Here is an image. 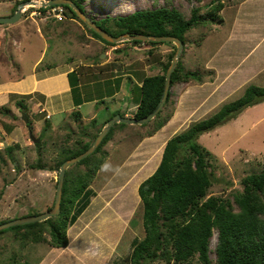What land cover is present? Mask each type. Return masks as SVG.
<instances>
[{"label": "rangeland", "instance_id": "rangeland-1", "mask_svg": "<svg viewBox=\"0 0 264 264\" xmlns=\"http://www.w3.org/2000/svg\"><path fill=\"white\" fill-rule=\"evenodd\" d=\"M20 1L22 0H0V17L10 16L14 5ZM210 1L83 0L82 7L94 22L164 6L173 7L188 18L192 7H199L201 12H205ZM242 1L244 0H223L225 7L219 14L221 24L207 23L188 33L187 45L180 56L181 64L185 70H198L203 75L204 82L177 84L170 88V101L165 107L164 115L170 114L171 118L161 129L147 136L153 129L151 124L114 128L110 140L104 146L108 157L88 189L91 196L87 199V207L74 225L67 229V246L60 249L61 252H52L47 244L50 239L47 232L44 233L46 242H22L18 230L8 228L0 232V264H127L128 255L143 236L137 184L156 170L167 141L191 123L210 117L222 105L239 98L249 84L264 87V73L261 77L248 81L243 87L230 91L222 99H205L207 95L197 87L206 82H215L214 72L209 74L213 70L204 68L207 64L205 61L226 40L231 19ZM26 13L14 24L0 25V29L13 27L0 39V81L7 74L18 77L32 71L42 52L39 67L62 66L64 62H69L73 68L79 67L75 80L77 84H82L80 91L84 93L88 89L86 84L90 82L101 84L108 78L113 80L120 77L121 90L117 97L107 99V96L100 93L97 96H103L98 101L103 102L96 106L87 104L81 110L85 118L94 114L101 123L114 113L133 118L139 99L137 84L143 78L161 72L160 64L167 61V54L174 46L162 44L152 49L135 42L110 46L93 38L99 43L95 45L85 39V34L90 36V33L77 21V25H73L69 20L55 22L39 17L30 19L27 17L28 11ZM259 15L264 17V8L257 14ZM200 33H205L207 37L197 46L193 41ZM150 49L152 55L147 54ZM110 57L113 67L109 63L98 66ZM92 63L95 67L89 72L85 71ZM5 66L8 70L4 69ZM78 75L81 77L78 78ZM227 89L229 88L222 93ZM125 94L128 95L127 99ZM35 99L37 100L36 95L34 101ZM179 100L187 102L189 106L186 110H192L194 114L182 117L181 120L176 117L169 125ZM31 106L32 104L26 106L25 111H20L14 100L0 106V149L15 144L19 146L14 152L15 162H7L0 175V222L46 213L47 206L51 207L54 202L58 172L36 170L30 166L38 159L52 165L61 147L71 146L83 131L94 132L88 120L77 123L70 114L63 116L56 113L48 119L53 128L50 126V130L45 131L43 128L48 125L45 114L38 109L32 111ZM6 109L9 114L4 112ZM184 109L182 106L181 110ZM25 113L32 122V132L22 119V114ZM30 134L38 142L42 138L39 149L30 139ZM67 135H70L69 139ZM84 140L87 141L88 137ZM197 142L215 158L214 164H211L214 167L208 196H228L240 192L241 180L245 176L264 170V100L244 107L234 118L201 134ZM104 189L107 191L98 195ZM90 220H93L92 225L88 224ZM75 224L77 227L73 235H78L79 239L70 243L69 229ZM216 241L217 234L214 232L210 239L209 253L213 264ZM21 243L25 245L22 246ZM189 264L200 263L194 258Z\"/></svg>", "mask_w": 264, "mask_h": 264}, {"label": "trees", "instance_id": "trees-1", "mask_svg": "<svg viewBox=\"0 0 264 264\" xmlns=\"http://www.w3.org/2000/svg\"><path fill=\"white\" fill-rule=\"evenodd\" d=\"M25 1L27 0L17 2L11 15L16 7ZM71 1L85 12L82 7L83 0ZM186 1L200 3L202 0ZM224 7L223 0H211L205 12H201L199 7H192L190 16L186 18L173 7L164 6L152 10L135 11L126 16L105 18L96 21L95 24L114 37L123 34L169 36L179 39L185 47L187 35L193 29L204 27L207 23L217 25L222 23L219 14ZM63 8L65 20L79 22L88 30L92 38L105 42L106 45L115 46L91 31L67 6ZM52 21L57 22L54 19ZM206 37L205 33H200L193 43L200 46ZM135 44H143L152 49L162 44L173 46L171 43L135 42ZM174 52L175 47L173 46L171 52L167 54V61L160 64V73L145 77L141 81L138 86L137 109L133 118L142 119L155 109L162 94L165 72ZM152 53L151 49L147 52L149 55ZM212 73L213 71H209V74ZM75 74H78V71L68 74L73 93L78 85L76 80L73 81ZM120 81V78H116L118 86ZM190 82L203 83V75L198 70H185L179 59L171 75L170 88L177 84ZM170 96L169 92L162 110L151 121L143 125L151 124L153 127L147 136L153 135L171 118L170 114L164 115ZM263 100L264 87L249 84L239 98L222 105L210 117L191 123L167 141L158 167L137 188L143 236L135 243L128 255L127 264L156 262L189 264L194 258H197L200 264H213L209 253L210 239L214 232L217 234L216 245L213 249L214 264H264V170L245 176L241 180L242 190L240 192L228 196H208L212 186V168L214 167L212 165L215 158L211 152L197 142L201 134L210 131L229 118H234L244 107ZM23 102L22 99L14 101L20 111H25L27 108ZM8 111L6 109L4 112L9 114ZM69 114L70 117H74L75 122L82 121L79 111H72ZM114 115L116 113L112 114V117ZM26 117L28 120L26 126L32 132V122L27 115ZM46 121L48 125L43 128L45 131L51 128L47 119ZM105 123L96 127V120L92 119L89 126L94 129V132L83 131L71 146L61 147L52 165H47L38 159L30 167L36 170L58 172L64 161L82 154L89 148ZM125 126L128 125H113L91 155L66 170L60 210L56 216L39 223L14 227L18 230L22 242H46L44 233L47 232L50 237L47 244L50 248L61 249L67 246V229L76 222L87 207V199L91 196L88 189L108 157L104 146L110 140L114 128ZM69 136L67 135V139ZM85 137H88L87 141L84 140ZM41 143L42 138L35 144L37 149L40 148ZM18 148L19 146L15 144L0 149V175L7 162H15L14 152ZM82 199L85 201L82 202ZM52 207L53 204L47 211H50ZM7 221H1L0 224ZM92 222L93 220H90L88 224L92 225ZM76 227L77 225L69 229L70 243L79 239L78 235H73ZM21 245L25 244L21 243Z\"/></svg>", "mask_w": 264, "mask_h": 264}, {"label": "crops", "instance_id": "crops-1", "mask_svg": "<svg viewBox=\"0 0 264 264\" xmlns=\"http://www.w3.org/2000/svg\"><path fill=\"white\" fill-rule=\"evenodd\" d=\"M263 8L264 0H244L238 5L235 15L231 19V26L226 40L205 61L207 64H205L204 68L213 70L215 76L214 83L206 82L203 85H197L198 89L202 90L204 95H207L205 99L211 98V100H215L216 97L217 99H222L230 91L243 87L248 81L259 78L264 73V17L261 15L257 16ZM69 21L73 25H77L75 20ZM40 27L43 29L42 24ZM10 28L13 27L0 29V39L10 31ZM85 39L95 45L99 44L88 34H85ZM42 56L43 52L35 62L32 71L22 73L18 75V77L10 76V74L5 75V78L0 81V106L9 102V100L15 101L22 99L26 106L32 104V111L38 109L40 112H43L45 114V119L47 114L51 118V115L54 113L64 116L72 111L80 110L79 113L82 121H91L95 119L98 126H101L104 122L109 120L110 117L112 118L109 114L110 117L106 120H102L101 123V121L96 119L94 114L90 118H85L81 110L87 104L98 105V98L103 96H97L100 93L107 96V99L117 97L116 95L121 90L122 81H120L119 86L116 83V77L113 80L110 78L103 80L101 84L90 82L86 84L88 87L86 93L80 91V89H82V84H78L76 85L77 88L75 89V93H73L68 74L79 71V67L73 68L71 66L72 64L70 65L69 62H64L62 66L45 65L39 67L40 64H38V62ZM108 63L113 67L111 57L98 66L101 67ZM93 67H95V65L92 63L85 71L89 72ZM4 69H7V67L5 66ZM79 77L81 76L78 75V78ZM73 81L75 82V77H73ZM137 85L139 86L140 84L138 83ZM226 88L229 89H227L225 93H222ZM35 95L37 100L35 99L34 101ZM23 96L27 97L21 98ZM127 97L128 95L125 94L126 99ZM185 97L186 96H184V98ZM131 101L133 102L132 99ZM179 101L180 103L178 102L175 113L171 121H169V125H171L176 117L181 120L182 117L194 114L192 110H186L189 106L187 102L183 103L181 100ZM182 106L185 108L184 111L181 110ZM95 109L97 110L96 107ZM106 109L109 111L108 108ZM50 126L52 125L50 124ZM138 185L139 184H137V187ZM106 191L107 190L104 189L100 191L98 195ZM49 207L50 206H47L46 210ZM62 249L64 248H61V250ZM51 250L52 252H59L60 249L51 248Z\"/></svg>", "mask_w": 264, "mask_h": 264}, {"label": "water", "instance_id": "water-1", "mask_svg": "<svg viewBox=\"0 0 264 264\" xmlns=\"http://www.w3.org/2000/svg\"><path fill=\"white\" fill-rule=\"evenodd\" d=\"M25 5H28L29 7H35V8H50L54 6H67L91 31H93L95 34H97L101 39L104 41L110 43V44H118L123 42H152V43H171L175 46L176 50L174 55L171 58L170 64L165 72V81L164 86L162 90V94L160 97V100L158 104L156 105L155 109L147 115L146 117L142 119H135V118H127L122 117L120 114L114 115L112 118H110L105 125L102 127L101 131L97 134V136L92 141L89 148L83 152L82 154L73 157L71 159H68L64 161L58 170L57 174V184H56V191H55V197L53 202V207L50 211H47L46 213L32 216V217H22L18 219H13L11 221H7L5 223L0 224V232L16 227V226H22L32 223H39L42 221H45L49 218H52L56 216L59 213L60 210V202H61V196H62V187H63V181H64V175L66 170L73 166L74 164L78 163L79 161L83 160L84 158L91 155L96 148L99 146L103 138L107 135L111 127L115 124H125V125H144L151 121L163 108L164 104L166 103V100L168 98L169 92H170V81H171V75L175 68L177 67L178 61L180 59L181 53L183 51L184 45L183 43L174 37L169 36H145V35H130V34H123L118 37H114L112 35H109L107 32L102 30L100 27H98L94 21H92L84 11L79 9L71 0H40V1H25L24 3H21L17 6L16 10L14 11L13 15L9 17H0V25H11L16 23L22 16V9ZM22 119L25 123H27V118L25 114H22ZM30 139L34 144L38 143V139H35L32 134H30Z\"/></svg>", "mask_w": 264, "mask_h": 264}, {"label": "built area", "instance_id": "built-area-1", "mask_svg": "<svg viewBox=\"0 0 264 264\" xmlns=\"http://www.w3.org/2000/svg\"><path fill=\"white\" fill-rule=\"evenodd\" d=\"M31 8H29V6H24L22 9V14L26 15L27 11H28V18H33V17H39L41 19L44 20H56V21H62L65 19V15H64V8L62 6H54V7H50L44 10H40L38 8H36L35 10H30ZM32 16V17H31ZM50 116L47 114L46 115V119H49Z\"/></svg>", "mask_w": 264, "mask_h": 264}, {"label": "clouds", "instance_id": "clouds-1", "mask_svg": "<svg viewBox=\"0 0 264 264\" xmlns=\"http://www.w3.org/2000/svg\"><path fill=\"white\" fill-rule=\"evenodd\" d=\"M28 1V0H27ZM40 1V0H39ZM25 6H27V5H25ZM62 7H64V6H62ZM17 8V7H16ZM29 8H31L30 10H35L36 8L35 7H29ZM38 9H41V10H44V9H42V8H38ZM47 9V8H46ZM13 15V14H12ZM22 16H23V14H22ZM21 16V17H22ZM30 19H32V18H30ZM65 20V19H64ZM124 117V116H123Z\"/></svg>", "mask_w": 264, "mask_h": 264}]
</instances>
